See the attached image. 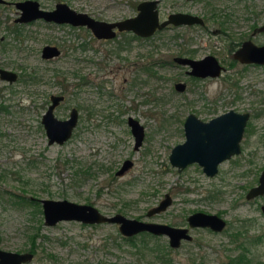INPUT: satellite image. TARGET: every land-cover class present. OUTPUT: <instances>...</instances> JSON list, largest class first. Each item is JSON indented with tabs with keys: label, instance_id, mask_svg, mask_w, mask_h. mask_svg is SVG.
<instances>
[{
	"label": "rangeland",
	"instance_id": "rangeland-1",
	"mask_svg": "<svg viewBox=\"0 0 264 264\" xmlns=\"http://www.w3.org/2000/svg\"><path fill=\"white\" fill-rule=\"evenodd\" d=\"M68 1L76 9L109 20L133 15L136 12V3L140 0ZM207 1L208 4L204 0H161L160 7L163 14L175 10L208 14L211 8H224L233 14L234 22L229 23L233 31L237 28L239 31H247L252 21L264 23V0ZM41 2L48 5L47 7L53 4V0ZM15 15L12 4H0V64L21 72L26 68L36 69L41 74H45L46 67L50 66L53 75L55 69H58L57 75L60 70H67L69 79L76 78L72 72L79 68V73L95 72L90 47L84 50L86 58L80 59V46L77 45L80 40L77 33L85 36L90 32L82 28L72 30L68 26L39 21L19 27L21 35L16 37L9 29ZM210 25L213 27L218 23L215 21ZM167 32L166 36L173 31ZM155 36L148 38V51L156 50ZM201 36L202 41L197 36L194 44L202 45L208 38L205 33ZM259 38L258 42L264 41V32L259 33ZM212 39L216 40L215 34ZM49 42H60L67 49L68 55L50 64L44 62L39 57V50L44 43ZM91 44L95 45V42ZM135 44L138 45L139 42ZM241 67L239 64L235 70ZM240 70L243 71L238 77V85L231 89L219 77L189 82L184 92H177L173 88L172 77L184 76L179 73V69L177 71L174 68L160 69L159 72L164 78L159 90L156 88V78L147 77L146 103L138 109L131 106L129 110L127 107L126 112L138 115L146 124L145 139L137 150L132 147L133 138L128 131L119 130L124 125L109 120L99 123V131H94V124L91 122L82 121L81 126L65 144L48 145L40 125V107L32 106L35 91L41 90L45 93L49 90L44 85L48 81L46 75L39 82L40 85H32L31 82L19 79L12 83L0 80V106L7 107L0 109V248L19 252L33 248V258L27 264H157L151 262L154 261L152 256L135 253L134 248L118 236L121 233L117 224H85L75 220H62L54 225H45L40 202L35 198H67L79 203L90 201L89 203L108 214L116 212L121 201L130 200L131 204L122 212L129 217L180 225L183 224V216L194 210H202L221 211L228 219L227 229L221 233H213L203 228L192 229L193 239L184 240L179 248L172 251L174 264L192 262L190 258L197 264H226L228 257L239 252L247 255L250 264L263 262L264 218L259 211V199L247 201L242 198L243 188L240 189V186L235 191L211 198L204 191L205 188L214 187V184H208L210 178L197 165L191 164L178 171L168 158L171 147L183 140L181 121L188 112L198 110L196 113L204 118L209 114L204 111L205 102L217 106L218 112H221L229 107L246 109L254 103L264 101V83H258L264 79V67L253 65ZM87 88L89 90H85L89 92L84 96L89 99L96 98L95 87ZM126 98L128 97H124ZM126 104L129 101L120 103L122 107ZM257 108H264V104ZM33 109H37L36 113ZM252 122L259 129L264 123V110L253 117ZM95 135H98L101 142L95 140ZM254 136L253 134L245 139L244 146L247 149L242 154L243 162L248 156L249 144ZM126 157H131L134 165L123 176H118L114 183L134 180L125 187L127 198H116L110 192V185L107 183L108 171L94 168L93 175H86L82 168L94 161L103 162L107 166L116 165ZM255 157V167L263 164L264 150H260ZM231 165L229 161L221 165L227 171V180L232 184L251 182L254 174L238 175L246 165L239 169ZM219 179L220 177L212 180L216 182ZM196 181L199 182V187H196ZM186 186L192 189L188 192L182 191ZM165 192L172 195V203L166 210L147 217V209L155 205ZM16 194H32L35 196L32 199L35 203L19 202ZM32 235L36 236L33 246ZM159 238V242L168 243L165 235H160ZM149 241L153 243L156 239Z\"/></svg>",
	"mask_w": 264,
	"mask_h": 264
},
{
	"label": "flooded vegetation",
	"instance_id": "flooded-vegetation-1",
	"mask_svg": "<svg viewBox=\"0 0 264 264\" xmlns=\"http://www.w3.org/2000/svg\"><path fill=\"white\" fill-rule=\"evenodd\" d=\"M21 1H27V0H12V1L11 0H0V4H6V3L12 4L15 7L16 15L12 18V25L9 26V29L12 30L16 34V37H19L21 35V31L19 27L21 28V27L29 26L30 24H34L39 21L46 23V24H55L56 26H68L72 30H76L75 28L77 29L82 28L83 30L90 32L89 35H85V36L82 33L79 34L78 32L77 38L78 40L79 39L80 40L77 45L78 47L80 46L79 47L80 48V52H79L80 59L86 58V51L84 50L87 49L88 46L90 47L89 50H91L90 51L91 56L94 57L92 60L94 61V64L96 67L95 72L91 73L89 71H84V72L79 73V70H80L79 68V70L72 72L74 77L76 78L74 79L71 77L69 79V75L66 73L67 70L66 71L60 70V72L57 75L58 69H55L54 74L58 76V78H56L55 75H53L52 73L53 71L51 72L52 67L50 66L46 67L45 74H41L36 69L28 70L26 68L25 71L21 72V71L14 70L5 65L0 64V68L6 69L8 71H12L16 74V78L14 80H9L8 78H4L0 76L1 81H7L8 83H12L19 79L23 82H31L32 85H40L39 82L42 81L46 75V78L48 81L44 85H46L49 88V90L45 93H42L41 90L35 91L33 95V99H32V106L40 107V112L38 113L40 117V125L43 130V134L46 137V142L50 146L53 144H56V145L65 144L70 138H72L77 128L81 126L82 121L84 123L91 122L92 124H94L93 125L94 131H99L100 129V127L98 126L99 123L109 120L110 122H113L115 124H118V123L123 124L124 128H119V130L123 129V132L127 130L128 133L133 138V145H132L133 149L134 150L139 149L141 145L143 144V141L146 136V130H145L146 124L141 121L138 115H133L129 112L126 113L127 107L129 110H131V106L137 109L139 106L140 107L144 106L147 100L146 98L147 83H148L147 77L156 78V88L158 90L161 88V86L163 85L162 79L164 78V75L160 74L159 71L160 69L164 67L174 68L177 71L179 69L180 70L179 73H181V75L184 76L183 78H180L178 76L172 77L173 88L177 92H184L187 89L189 82L192 83L197 80L214 79V78H219V77L223 79L226 87L230 89L236 88L238 85V77L240 73L243 71L240 69L245 70L249 66H253V65L264 67V62L242 61L241 59L236 57V53H238L237 51L239 50H243L244 56H248L251 54V52L255 50V48H264V41L263 42L257 41L258 39H260L259 33L264 32V23L258 24L252 21L249 24V28L247 31L246 30L239 31L238 28L235 31H233L230 29L231 27L229 25L230 22L232 21L234 22L233 14L229 11H226L224 8L222 9L221 8H218V9L211 8V12L208 14L193 13V12H190L189 10H175V11H170V12H167L166 14H163L162 9L160 7L161 0H157L156 9L158 12L159 23L165 22V24L161 27H156L152 35L143 36V35H139L133 32L131 29H119L117 26H114L113 36L98 37L85 24L74 25L68 22L48 21L42 17H35V18L20 20L18 18L21 17L23 10L17 5V2H21ZM33 1H37L39 3V8L43 10H52V9H55L57 3H65L71 9H74L75 11L85 12L81 9H76L72 7L68 0H53V4L50 7H47L48 5H45V3H42L41 0H33ZM141 1L143 0H140L139 2ZM204 1L206 4L209 3L207 0H204ZM237 1H240V0H237ZM139 2H137L135 6L136 12L133 15H130L127 17L134 16L138 12L137 5ZM28 7L33 8L30 4H28ZM175 12L196 15V16H199L202 21L201 22L195 21L191 23L190 22L174 23V22L168 21L169 15ZM85 13H87L89 16H92L93 18L97 20H104L108 22H114L117 20L127 18V17H124V18H118V19L105 20V19L95 17L94 15L90 14L87 11ZM215 21H217L218 25L216 26L214 25L213 27H211L210 23H213ZM171 30L173 32L170 35L166 36L168 34L167 31H171ZM202 33L208 34V38L205 41H203L202 45L194 44V39H196L197 36H200L199 41H202L203 39V36H201ZM213 34H215L216 40L212 39ZM153 35H156L155 36L156 38L155 39V49L156 50L148 51L147 41H148V38L152 37ZM177 39H181V41L179 42ZM90 42L91 43L95 42V45H92ZM137 42H139L138 45L135 44ZM4 44H3V47H4ZM246 44L250 45V48ZM45 45L57 46L59 49V53L57 55L44 56L43 47ZM64 47L65 46H63L60 42L59 43H54V42L44 43L39 50V57L47 64L53 63L56 59L62 56L68 55V51ZM200 52H203V53L200 54ZM181 58H189L192 60H200V59L206 58L203 66H204V72H208V73L205 76L192 74L191 65L180 61L179 59ZM211 58H214L215 61H213ZM217 64L221 67L219 74L215 76L210 75V72H212L211 67ZM239 64H241L242 67L238 70H235L236 66ZM235 75H237V77H235ZM178 82L184 83V88L182 90H179L176 88V84ZM258 83H264V79L260 80ZM254 84H256V82H254ZM87 87H91V88L95 87L94 91L96 92V98L89 99L84 96L85 94L89 92L88 91L89 89ZM85 89H88V90H85ZM42 96L43 98L41 99ZM71 97H75L78 100H74V98H71ZM124 97H128V98L124 99ZM238 98H240V95H238ZM156 99L158 100V97ZM125 101H129V104H126L127 106L125 105V107H122L120 103L125 102ZM233 102L234 100L231 101V103ZM207 104L208 103L205 102L203 104V108L205 109L204 111L206 113L209 112V114L205 116L204 118L198 115L196 113V111L198 110H195V109L194 111L188 112L186 116L183 118V120L181 121L182 122V133H183L182 141L185 140L184 122L190 113H193L197 118H199L200 120L204 122H209L212 119L218 117L219 115L229 110H233L234 112H237V113L247 114L245 122L243 124L241 138L239 140V148H240L239 151L221 160L217 164V168L214 173L206 172L203 166H201L197 162L189 163L182 168H178L177 166H174V167L178 171H181L182 169L186 168L187 166L191 164L197 165L202 171V173H204L205 176L210 178L209 179L210 182H208V184L209 185L214 184V187L205 188V191H204V193H206V195L211 198L217 197L221 193H225L228 191H231V192L235 191V189L238 188V186H240L241 187L240 189L243 188L242 198H246L247 201H256L257 199H259V204H258L259 211L261 213V216L264 218V211L262 209V206L264 205V191L262 193H257L253 196L247 195L249 190L252 187L257 186L260 183L259 181L260 175L264 169V163L255 167V162H256L255 156L258 155L260 150H264V123L261 124L259 129H256V127L253 125V122H252L253 117L257 116L261 110H264V108H257V107L263 106L264 101L263 102L259 101L258 103H254V105H251L252 107H247L246 109H237L234 107H229L228 109H225L224 111H221V112H218L217 106H211ZM5 108H7L5 105L0 106V109H5ZM50 108H51V113L53 117L60 121L68 119L73 109L76 110V116H77L76 124L72 129V133L70 137L65 139L63 142H59L57 140L50 141V136H48L47 129L45 128V125L42 121L44 114H47ZM33 110L36 113L37 109H33ZM255 110H258V111H255ZM130 117L137 120L143 127V137H142L141 142L138 145H136L135 134L133 133L132 126L129 123ZM225 123L226 124L231 123L232 127L237 126L234 120L227 121ZM84 127L86 128L87 126H84ZM220 128H222V126ZM224 128L226 130L225 133L228 134L229 133L228 129L230 128H228L227 126H224ZM253 134L255 136L253 137V140L249 144L250 148L248 149V156L244 158V162H243L242 154L244 153L245 149H247V147L244 146L245 139ZM95 140L101 142L98 139V135H95ZM180 142H177V143H180ZM168 158H169V155H168ZM226 161H229L232 163L231 167L238 168V169L241 168L243 165H246L244 168L240 170V172H238V175L246 176L249 173L254 174L251 182L247 184H232L229 180H227L228 179L227 174H226L227 171L224 170V167H221V165ZM133 165H134V161L132 160V158L126 157L122 161H119V163L116 165L107 166L103 162L94 161L91 164L84 165L82 168L86 175H93L94 168L103 169V170L108 171L109 178L107 180V183L110 185L109 186L110 192L116 198H127L128 196L126 194L125 187L128 184H132L134 180L131 179V180H127V181H123L119 183H114V180H116L118 176H123L131 167H133ZM218 177H220V179L217 180L216 182L212 180ZM196 184H198L196 187H199L198 181H196ZM228 185L231 188H229ZM191 189L192 188L186 186L184 187L182 191L188 192ZM195 189L197 190V188ZM240 189H237V191ZM118 191H121V192L118 193ZM198 192H203V191L198 190ZM166 193L169 194L171 198V203H172V198H173L172 195L169 192H165L156 204H158L163 198H165ZM17 195L18 194H16V196ZM20 196H24L26 198H31V199L35 198V196H33L32 194L31 196H28V195L26 196L20 195ZM41 198H50V197H40L39 196L35 198L36 200L40 202L41 211H42V204L40 200ZM123 201H121V204L123 203ZM126 201L130 202V200H126ZM89 202L90 201H87L84 203H89ZM130 204L131 202L129 203V205ZM167 207L157 213H160L166 210ZM125 209L124 211L117 210L116 212L122 213L126 211ZM195 211H202V210L191 211L185 217L183 216V219H182L183 224L175 225V226L187 227L188 233H190L192 236L193 234L191 233V230L194 228H203L213 233H221V232L226 231L229 221L223 215V212L221 211L207 212V213H216L225 219V227L222 231H218V232L213 231L210 228L204 227V226H191L187 220V217L188 215H190L191 213ZM104 214H108V213H104ZM147 217H150V216H147ZM148 220H151V219H148ZM159 222H162V221H159ZM43 223H44V217H43ZM103 223H109V222H103ZM164 223H167V222H164ZM85 224H88V223H85ZM92 224H98V223H92ZM168 224L174 225L171 223H168ZM184 240L185 239L181 240V243L177 248L181 246ZM188 241H191V240H188ZM29 251H31L34 255V250L33 251L29 250Z\"/></svg>",
	"mask_w": 264,
	"mask_h": 264
},
{
	"label": "water",
	"instance_id": "water-1",
	"mask_svg": "<svg viewBox=\"0 0 264 264\" xmlns=\"http://www.w3.org/2000/svg\"><path fill=\"white\" fill-rule=\"evenodd\" d=\"M28 4L33 8L28 7ZM156 4L157 0H143L138 3V12L134 16L108 22L97 20L85 12L75 11L65 3H57L55 9L52 10H43L39 8V3L37 1L27 0L17 2V5L23 10L21 17L18 18L20 20L42 17L48 21L68 22L74 25L85 24L98 37L113 36L114 26H117L119 29H131L133 32L143 36L152 35L156 27H161L165 24V22L159 23ZM168 18V21L174 23L202 21L199 16L180 12L172 13ZM246 45L250 48V45ZM237 52L236 57L242 61L264 62V48H255L248 56H244L243 50ZM58 53L59 49L55 45H45L43 47L44 56L57 55ZM211 59L215 61L214 58ZM179 60L191 65L192 74L205 76L208 73L204 72L203 66L206 58L200 60L181 58ZM220 68L218 64L213 65L210 75H218ZM0 76L8 78L9 80H14L16 78L14 72L2 68H0ZM176 88L182 90L184 88V83L178 82ZM246 116L247 114L229 110L209 122H204L193 113H190L184 122L185 140L177 143L171 148L169 153L170 163L173 166L182 168L189 163L197 162L203 166L206 172L214 173L217 164L221 160L239 151V140L241 138ZM76 117V110L73 109L68 119L63 121L57 120L53 117L50 108L42 119L47 129V134L50 136V141L57 140L63 142L65 139L69 138L76 124ZM231 120L235 121L237 124L236 127H232L231 123H225ZM129 123L135 134L136 145H138L143 137V127L132 117H130ZM221 126L222 128H220ZM224 126L230 128L228 129V134L225 133L226 130ZM259 181L260 183L257 186L249 190L248 196H253L264 191V169L260 175ZM40 200L45 225H54L62 220H76L88 224L103 222L115 223L118 226L119 232L124 236H132L141 232H149L158 236L165 235L168 238L169 246L172 248H177L182 239L188 241L193 238V236L188 233V228L183 226L129 217L120 212L110 215L104 214L90 203H79L67 198H41ZM170 203L171 198L169 194L166 193L165 198L158 204L148 208L146 213L147 216H151L165 209ZM262 209L264 211V205ZM187 220L191 226H204L217 232L222 231L225 227V219L216 213L195 211L188 215ZM32 256L33 253L31 251L19 252L0 248V264H27V261L31 260Z\"/></svg>",
	"mask_w": 264,
	"mask_h": 264
},
{
	"label": "trees",
	"instance_id": "trees-1",
	"mask_svg": "<svg viewBox=\"0 0 264 264\" xmlns=\"http://www.w3.org/2000/svg\"><path fill=\"white\" fill-rule=\"evenodd\" d=\"M122 191V190H121ZM121 191H118L120 193ZM19 202L35 203L31 198H26L24 196L17 195ZM130 202L126 200L117 208L118 211H124V209L129 205ZM121 239L127 242L131 247L134 248V252H141L143 255H149L153 257L154 263L157 264H174V258L172 256V251L174 248L170 247L168 243L159 242V236L153 235L149 232H141L132 236L118 235ZM35 235L31 236V244L33 246ZM149 239H156L153 243ZM30 250H34L31 248ZM192 262L186 264H197L193 258H190ZM226 264H250V259L244 252H239L228 257ZM258 264H264L259 262Z\"/></svg>",
	"mask_w": 264,
	"mask_h": 264
}]
</instances>
